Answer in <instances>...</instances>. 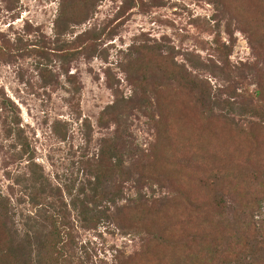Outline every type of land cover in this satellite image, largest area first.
Segmentation results:
<instances>
[{"label":"rangeland","instance_id":"obj_1","mask_svg":"<svg viewBox=\"0 0 264 264\" xmlns=\"http://www.w3.org/2000/svg\"><path fill=\"white\" fill-rule=\"evenodd\" d=\"M88 31L93 56L67 63ZM5 208L44 264L54 214L66 264H264V0H0Z\"/></svg>","mask_w":264,"mask_h":264},{"label":"trees","instance_id":"obj_2","mask_svg":"<svg viewBox=\"0 0 264 264\" xmlns=\"http://www.w3.org/2000/svg\"><path fill=\"white\" fill-rule=\"evenodd\" d=\"M65 11L62 12V16L58 18V21L56 23V33L57 36H62L69 33V29H64L63 26H65L64 20H65ZM94 32L88 31L81 36H78L77 39L74 41V43L66 44V46L59 49L58 53H61V57L67 62L71 63L79 59L81 56L83 57H92L93 51L95 46L89 47V41L91 40H100L101 35L100 34H93ZM75 44V45H73ZM78 46L76 48L75 46ZM81 45V46H79ZM82 48V49H80ZM92 49L93 51H91ZM210 94H208L207 91L201 92V97H199L198 101L203 106H209L211 103L210 100ZM121 103L117 101L113 106L109 107L106 110L107 116H112L113 112H116L120 107ZM117 161V166L122 167L123 163L121 159L113 158ZM105 160V153H101L97 162L98 167H102ZM33 181L35 184H37L40 188L43 189L42 195L45 194L47 190L50 189V185L48 179L41 175L40 178H33ZM94 183V188L92 189V192L94 195H97V192L100 189V178H96ZM38 187V188H39ZM37 188V190H38ZM33 201V200H32ZM34 204V202H32ZM36 205L38 203L36 202ZM39 206V205H38ZM43 212V211H40ZM46 215V213L40 214V215ZM11 213L8 210V208L0 209V221L4 217H10ZM39 214L37 215V220H40L41 216ZM82 220L86 227H90V225L97 226L103 219L92 216V211L89 208H85L82 212ZM96 216V215H95ZM29 219H32V215L28 216ZM107 218V217H106ZM49 226L45 229L48 231L47 236H45V243L49 239H53L56 244L57 253L60 255V258H63L61 264H66V259H69L70 255L67 254L66 249L67 246H69L70 242V233H69V227L68 224L65 222V220L59 215L54 214L50 217H45L44 220L41 222V224H48ZM1 224V223H0ZM17 236L11 232H9L6 228L2 227L0 225V264H44L43 261V254L40 252L37 254L35 253V250L33 251V238L31 233L27 234V247H23L19 245L16 241ZM37 238V237H36ZM44 245V244H43ZM42 245V247H44ZM259 248V247H258ZM28 249H31L30 251ZM260 251L263 253V250L260 248ZM260 252V253H261ZM35 253V255H34ZM261 257V256H259ZM37 261H36V260ZM65 260V262H64ZM44 262V263H43Z\"/></svg>","mask_w":264,"mask_h":264}]
</instances>
